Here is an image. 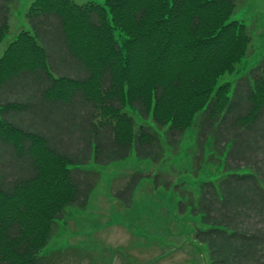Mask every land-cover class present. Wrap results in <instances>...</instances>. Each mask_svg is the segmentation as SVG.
Listing matches in <instances>:
<instances>
[{"label":"trees","instance_id":"16d2710c","mask_svg":"<svg viewBox=\"0 0 264 264\" xmlns=\"http://www.w3.org/2000/svg\"><path fill=\"white\" fill-rule=\"evenodd\" d=\"M236 9L237 0L31 3L30 28L0 57V264H60L59 250H42L99 180L83 165L134 150L156 166L153 186L178 195L210 264H264V58L235 87L220 82L252 46ZM9 17L0 0V43ZM194 126L192 165L167 180ZM150 177L134 172L116 196L131 205Z\"/></svg>","mask_w":264,"mask_h":264},{"label":"rangeland","instance_id":"374dc122","mask_svg":"<svg viewBox=\"0 0 264 264\" xmlns=\"http://www.w3.org/2000/svg\"><path fill=\"white\" fill-rule=\"evenodd\" d=\"M33 1L4 0L10 28L0 43V57L21 30L30 28L26 12ZM232 19L243 20L252 35V46L238 71L220 79L231 81L235 87L237 80L264 58V0H237ZM135 117L138 122L142 120ZM194 133L195 126L185 135L180 159L175 158L170 170L175 173L166 175L167 180H179L180 169L189 170L192 165ZM83 166L97 171L99 180L85 207L66 208L42 253L59 250L60 264H210L207 245L195 240L191 223L177 210L178 195L153 186L157 168L150 159L139 157L134 150L127 158L108 164L98 163L93 157ZM134 172L151 173L152 177L142 179L133 203L125 206V198L116 196V192L125 187Z\"/></svg>","mask_w":264,"mask_h":264}]
</instances>
